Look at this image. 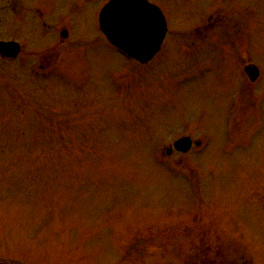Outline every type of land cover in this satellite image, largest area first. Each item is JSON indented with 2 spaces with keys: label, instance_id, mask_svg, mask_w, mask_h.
<instances>
[{
  "label": "rangeland",
  "instance_id": "rangeland-1",
  "mask_svg": "<svg viewBox=\"0 0 264 264\" xmlns=\"http://www.w3.org/2000/svg\"><path fill=\"white\" fill-rule=\"evenodd\" d=\"M100 1L37 0L52 58L0 61V261L264 264V0H149L169 29L147 66L99 31ZM249 61L263 81L240 97ZM184 135L207 146L166 155Z\"/></svg>",
  "mask_w": 264,
  "mask_h": 264
},
{
  "label": "water",
  "instance_id": "water-1",
  "mask_svg": "<svg viewBox=\"0 0 264 264\" xmlns=\"http://www.w3.org/2000/svg\"><path fill=\"white\" fill-rule=\"evenodd\" d=\"M99 24L120 52L140 62H147L156 53L166 30L160 10L147 0H110L100 13ZM3 45L0 44V51L10 55L5 51L9 48ZM190 144V139L183 137L173 146L187 151Z\"/></svg>",
  "mask_w": 264,
  "mask_h": 264
},
{
  "label": "flooded vegetation",
  "instance_id": "flooded-vegetation-1",
  "mask_svg": "<svg viewBox=\"0 0 264 264\" xmlns=\"http://www.w3.org/2000/svg\"><path fill=\"white\" fill-rule=\"evenodd\" d=\"M50 16L53 21L54 18L52 13L49 12L47 6H45L42 2L38 3L37 0H0V41H15L18 44V54L16 57L23 56L24 52L26 51L29 53H49L52 58L55 45L53 42L54 24L52 22L51 29V25L47 23V21L50 19ZM38 21L40 28H44L46 33L49 32V35L46 36L49 38V40L43 44H40L41 49L34 48L33 43L35 44L36 41L39 44V42L37 41L38 39L36 35L31 32V30H37ZM6 25L15 27V32H21L23 29L25 32L20 37L9 36L5 38L3 33L5 32V29H7ZM64 42L65 39L64 41H60L58 43L62 45ZM1 59L2 58H0V60ZM42 65L45 64L42 63L40 66L42 67ZM243 66L244 63L239 67L240 74L241 70L244 68ZM259 79L260 78L257 77L256 79L251 78L250 80L256 82ZM260 81H263V79Z\"/></svg>",
  "mask_w": 264,
  "mask_h": 264
}]
</instances>
